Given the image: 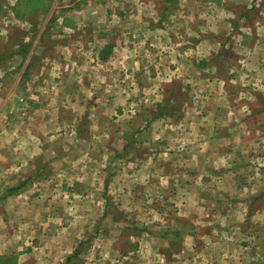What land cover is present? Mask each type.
Wrapping results in <instances>:
<instances>
[{
    "label": "rangeland",
    "instance_id": "374dc122",
    "mask_svg": "<svg viewBox=\"0 0 264 264\" xmlns=\"http://www.w3.org/2000/svg\"><path fill=\"white\" fill-rule=\"evenodd\" d=\"M51 3L0 0V208L46 194L4 250L21 264H264V0ZM99 39L122 46L118 67L81 83L63 65H92ZM30 78L47 91L20 87ZM25 96L61 108L51 127ZM158 152L170 165L142 168ZM82 191L95 197L71 195Z\"/></svg>",
    "mask_w": 264,
    "mask_h": 264
},
{
    "label": "crops",
    "instance_id": "0c3cea01",
    "mask_svg": "<svg viewBox=\"0 0 264 264\" xmlns=\"http://www.w3.org/2000/svg\"><path fill=\"white\" fill-rule=\"evenodd\" d=\"M178 1L180 2L182 0H178ZM51 2L53 3V0H51ZM92 13L93 14L96 13V10H94ZM97 18L98 17H96V16L87 17V19L86 18L84 19V24L89 23V21L90 22H95L96 21V23H97L98 21H100ZM64 22H65V20H64ZM74 24H75V22H74ZM137 27H138V29H141L140 31H141L142 34L140 36L142 38L144 37L142 43H145L146 44L147 43L146 41H149L148 39H149V34L151 35V33H150L151 31L149 30V33H147L146 32L147 31V28L145 26L144 27L143 26L141 27L139 25ZM133 35L134 34H132V37H133ZM153 35H154V33H152V36ZM157 36H159V39H165L166 34H165V32L161 31V33L159 32ZM132 37L129 34L127 37H125V39H128L129 47L131 48L130 50L133 52V49H136L134 47H137V46H134L132 44L133 43V41H131L132 40ZM155 39L158 40V37H156ZM159 41H157L154 45L159 44L158 43ZM97 43L99 45L95 44L94 45L95 47L93 48L92 52L89 51L87 53V55H89V53L91 54L90 57H88V58H90V61L93 62L92 65H89V64L88 65H85V64L74 65V64H69V63L63 65V66H65V69L68 67L66 70L73 69L75 71H80V70L85 71L87 74L85 73L82 76L79 75L80 77H79V80L78 81L79 82L82 81L81 83H85V81L87 79L86 76H88V74H89V76H88L89 77V81H92L93 82L94 79H91V78L93 76H95L94 75L95 74L94 72H98L100 70H113L114 68H117L118 67L119 61L117 59H115L114 56L120 54V50L119 49L122 48V46L120 45V48H116L114 45H112L110 43L109 44H106L105 42H103V39H99L97 41ZM131 44H132V46H131ZM144 48H146V47H144ZM149 51H151V49H149ZM171 52L173 53L174 52V49L171 50ZM189 52H191V51H189ZM87 55H85V56H87ZM101 56H103L104 59ZM142 63L139 62V61H133V65H134V66H132L133 70L136 71V70H138L139 67L141 68V70L144 69L145 66ZM52 65L54 67H51ZM52 65H50V68L49 69H53V72H51V73L53 75H56V77H58L57 75L58 74H61V73L58 72V71H56L54 69L55 68V64H52ZM63 66H62V68H63ZM76 66H79V67H76ZM11 69L12 68H8V69L3 68L2 75L5 77L6 72L9 71V70H11ZM175 70H177V68H175ZM67 72H69V71H67ZM65 75H67V74H65ZM28 76H30V75L28 74ZM60 77H62V76H60ZM100 78L102 80V77H100ZM19 79H20V77L16 81L13 80V83H15L14 84V88L15 89L18 86ZM94 83L96 84V80H95ZM24 85H26L25 90H30V88H31L33 91H40V90L41 91H43V90L44 91H47V88H48V83L43 84L42 81H40V79H38V80H32V78H30L29 80H26V82L24 84L23 83L20 84V87H22V86L24 87ZM40 93H42V92H40ZM30 95H32L33 97H36V95L33 94L32 92H30ZM63 95H65V93H63ZM50 96H51V94H48V96H46L47 98L45 97V100H47ZM24 98L29 99L26 96ZM19 100H22V97L21 96L19 97ZM29 100H31V99H29ZM34 101L35 100H31V102H28V106L26 107V110L29 111V112H32V110H35L36 108H39L40 109V113L38 115H41V112L42 111H46V115H47L46 118H44L43 120H41V119L39 120L40 121V127H43V128H49V127H51L52 126L51 121L53 119V115L55 114L54 113V110H57L58 111V110H61V108L60 107H58V108H50V106L49 107H44L41 103L34 102ZM227 111L228 112H231L230 110H227ZM57 114H58V112L56 113V121L59 122V123H62L63 120H59ZM48 116H49V119H48ZM216 117H217L216 114H212L211 115V118H216ZM220 118H222V116H220ZM63 124H65V122ZM48 133H51V132L48 131ZM92 133H95L96 134V132H92ZM92 133H91V131L89 132V134H92ZM226 134H227L226 132L220 133V134L210 132V134L208 135V137L209 138L210 137H213L212 141L215 143V139H217V136L218 135H226ZM38 135L39 134H35V133L34 134H31V138L33 139V142H30L29 149L34 148V144H38L39 145L38 150L40 149V146H42V144H40L42 140L38 143ZM44 141H46V140H43V142ZM92 142H93V140H91V143ZM15 143L19 145V147H18V145H17V147L20 148L19 150L21 152H23L25 150V147H22L21 146L22 144L20 143V141H16ZM85 150H81V152L83 153V155H86V151ZM161 152H163V151H161ZM163 154H165V153H163ZM82 159H84V161H82V162H84V164L86 165L85 168H87V172H86L85 175H88L89 176L90 175V172H91L90 171V167H91L90 164L91 163H94V162L92 161L91 158L88 159V158L82 157L81 160ZM158 159H160V152H158V154L156 155V157H155L154 160H149V159L148 160H145L146 163L145 164H141V166L143 165L142 168L152 169V168H154L155 165H157V166L170 165L168 163L166 164V162H159ZM156 160L158 161L157 163H156ZM162 161H165V160H162ZM142 168H140V170ZM88 176L87 177H83V182L84 183L85 182H89L88 179H90L91 176L90 177H88ZM22 191H23V193H20L19 192L18 194H15V198L14 199L16 200V203L18 204V206H17L16 209L11 210L9 216H5V214L3 213V209L0 208V248L2 247L1 250H0V264H21V258H19V255H17L16 252H14L12 250H4L5 246L7 245L6 242H9V241H6V239H7V235H6L7 230L13 229L14 231H16V228L20 225V223L16 222V218L20 216L19 215L20 212L24 210L27 214H31L30 211L32 209L30 208V206L33 205L34 201H36V197L38 195H42L43 197H45V195H46V194H43V192L41 190H38V189H34L33 191L32 190H26V191L25 190H22ZM75 193L76 192H72L71 195L74 196V197H78V199L82 200L84 203L87 202V201H89L90 200L89 198L95 197V196H93V194L91 195L90 192H86V191H82L81 193L77 192L76 194ZM38 197H40V196H38ZM41 208H43V207H41ZM44 210H45V207L42 209V212ZM12 218H13V220H11ZM14 222L17 223V226L16 225L15 226H11L12 223H14ZM29 228H30V226H29ZM23 229H25V228H23ZM49 258L50 257L47 254H42V256H40V262L38 264H52L51 263V260ZM29 263L30 262H25V264H29ZM22 264H23V262H22Z\"/></svg>",
    "mask_w": 264,
    "mask_h": 264
},
{
    "label": "built area",
    "instance_id": "2783aa9c",
    "mask_svg": "<svg viewBox=\"0 0 264 264\" xmlns=\"http://www.w3.org/2000/svg\"><path fill=\"white\" fill-rule=\"evenodd\" d=\"M76 2L79 3V5H83V4H93V3H96V2H99L101 0H75ZM105 1V0H103ZM110 3H115V2H119L121 0H106ZM79 12L82 11L81 9H77Z\"/></svg>",
    "mask_w": 264,
    "mask_h": 264
},
{
    "label": "trees",
    "instance_id": "16d2710c",
    "mask_svg": "<svg viewBox=\"0 0 264 264\" xmlns=\"http://www.w3.org/2000/svg\"><path fill=\"white\" fill-rule=\"evenodd\" d=\"M103 59H104V57L103 56H101Z\"/></svg>",
    "mask_w": 264,
    "mask_h": 264
}]
</instances>
